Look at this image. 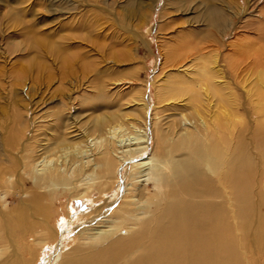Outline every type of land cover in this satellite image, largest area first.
I'll list each match as a JSON object with an SVG mask.
<instances>
[{
	"label": "bare ground",
	"instance_id": "1",
	"mask_svg": "<svg viewBox=\"0 0 264 264\" xmlns=\"http://www.w3.org/2000/svg\"><path fill=\"white\" fill-rule=\"evenodd\" d=\"M220 7L208 5L209 22L218 33L226 32L229 19ZM240 41L229 46L234 48L229 68L238 73L251 59L259 69L258 85L248 90L257 94V111L264 117V47L260 41L253 46ZM187 48H178L179 54ZM199 50L205 54L207 47ZM202 59L192 81L179 76L181 82L172 88L173 97L187 99L190 106L180 111V118L192 127L179 128L175 117L174 125L165 130L158 123L160 115L150 126L148 105L142 102L139 116L122 111L100 114L95 132H86V144L73 146V151L63 136L57 138L50 149L62 152L57 160L30 157L23 170L35 176L37 188L22 201L26 206L19 199L12 206L7 202L12 192L15 200L21 188H0V264H38L42 249L53 245L56 251L49 263L54 264H264L261 124L252 140L240 127L245 117H227L231 110L226 109L225 71L217 59ZM68 62L75 63L72 58ZM62 125L63 121L54 124ZM17 168L18 162L11 161L1 169L0 186L18 184ZM41 182L70 186L63 189L77 199L99 191L96 200L104 201L78 215L81 223L73 228L74 241L67 250L59 240L58 221L63 216L64 226L69 225L74 215L65 206L56 208L53 191L59 188L39 193ZM114 190V199L105 197ZM31 209L34 220L29 219Z\"/></svg>",
	"mask_w": 264,
	"mask_h": 264
},
{
	"label": "rangeland",
	"instance_id": "2",
	"mask_svg": "<svg viewBox=\"0 0 264 264\" xmlns=\"http://www.w3.org/2000/svg\"><path fill=\"white\" fill-rule=\"evenodd\" d=\"M213 4L229 15L226 32H216L209 22L208 5ZM210 32L214 36L208 37ZM240 40L246 46L260 41L264 47V0H0V172L11 161L18 162L14 172L18 184L0 188L22 189L21 194L15 193V200L13 192L7 197L9 206L18 199L26 206L22 201L37 188L35 176L23 170L30 157L56 159L62 152L50 149L61 136L71 150L84 146V134L93 133L102 113L139 116L145 102L150 126L160 115L158 123L165 130L174 125L175 117L179 128L189 127L180 111L190 105L185 98L173 97L172 88L181 82L179 76L192 81L202 58L217 59L225 71L226 109L231 110L227 117L233 113L245 117L240 127L248 131V137L255 140L253 133L261 128L264 139L258 96L249 92L258 85L259 69L251 59L238 73L229 68L234 53L229 46ZM183 46L188 48L179 54ZM203 46L205 54L199 50ZM57 121H63L60 128L54 126ZM124 176L125 171L119 175ZM68 187L41 182L37 190L59 188L53 191L56 208L65 206L74 215L75 222L69 225L64 226L63 216L58 221L63 250L74 241L73 230L81 223L78 215L104 202L96 200L99 191L90 198H71L63 189ZM61 193H66L63 198ZM115 195L116 190L105 197ZM30 212L29 219L34 220V209ZM55 251V245L45 246L38 264H54L49 260Z\"/></svg>",
	"mask_w": 264,
	"mask_h": 264
}]
</instances>
